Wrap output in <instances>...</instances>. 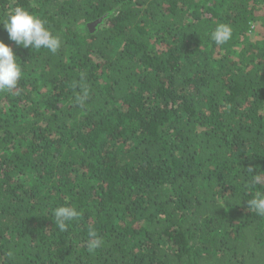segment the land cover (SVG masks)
<instances>
[{"label":"trees","instance_id":"trees-1","mask_svg":"<svg viewBox=\"0 0 264 264\" xmlns=\"http://www.w3.org/2000/svg\"><path fill=\"white\" fill-rule=\"evenodd\" d=\"M17 7L61 47L0 23L22 69L0 92V264H264L247 206L264 194V40L247 32L264 35V0H0V21ZM62 205L81 212L66 231Z\"/></svg>","mask_w":264,"mask_h":264},{"label":"clouds","instance_id":"clouds-1","mask_svg":"<svg viewBox=\"0 0 264 264\" xmlns=\"http://www.w3.org/2000/svg\"><path fill=\"white\" fill-rule=\"evenodd\" d=\"M0 23L3 24L8 38L16 45L31 50H47L55 54L61 47V39L47 27L46 21L17 7L12 10ZM233 28L227 23H218L210 33V39L216 45H225L232 40ZM22 76V69L12 48L0 40V92L13 90ZM87 93L78 100L83 103ZM249 209L256 215L264 217V194L257 193L247 201ZM53 215L60 231H66L67 226L79 218L81 212L73 206L62 205L54 209ZM88 250L94 251L103 246L104 240L94 230L88 233Z\"/></svg>","mask_w":264,"mask_h":264},{"label":"rangeland","instance_id":"rangeland-1","mask_svg":"<svg viewBox=\"0 0 264 264\" xmlns=\"http://www.w3.org/2000/svg\"><path fill=\"white\" fill-rule=\"evenodd\" d=\"M249 38L250 39H252V40H254V39H263L264 40V35H262V33L261 34H259L257 31L256 32H253L252 34H249ZM49 93H51V86L49 87H46V88H44V89H42V92H41V94H49Z\"/></svg>","mask_w":264,"mask_h":264},{"label":"built area","instance_id":"built-area-1","mask_svg":"<svg viewBox=\"0 0 264 264\" xmlns=\"http://www.w3.org/2000/svg\"><path fill=\"white\" fill-rule=\"evenodd\" d=\"M255 31V26H254V24H250V26H249V29H248V34H252L253 32Z\"/></svg>","mask_w":264,"mask_h":264},{"label":"water","instance_id":"water-1","mask_svg":"<svg viewBox=\"0 0 264 264\" xmlns=\"http://www.w3.org/2000/svg\"><path fill=\"white\" fill-rule=\"evenodd\" d=\"M99 21H100V19H98V20L94 21L93 23L89 24V26H90V27H94L95 24H96L97 22H99Z\"/></svg>","mask_w":264,"mask_h":264}]
</instances>
